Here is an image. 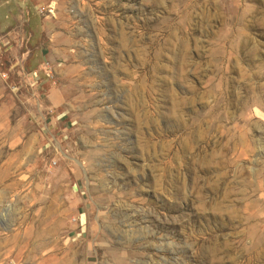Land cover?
<instances>
[{
  "label": "rangeland",
  "instance_id": "obj_1",
  "mask_svg": "<svg viewBox=\"0 0 264 264\" xmlns=\"http://www.w3.org/2000/svg\"><path fill=\"white\" fill-rule=\"evenodd\" d=\"M0 264H264V0H0Z\"/></svg>",
  "mask_w": 264,
  "mask_h": 264
}]
</instances>
